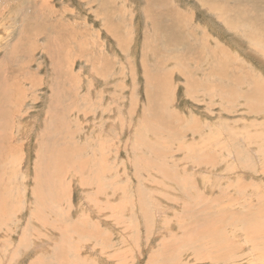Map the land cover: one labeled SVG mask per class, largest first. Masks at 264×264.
<instances>
[{
	"label": "rangeland",
	"instance_id": "rangeland-1",
	"mask_svg": "<svg viewBox=\"0 0 264 264\" xmlns=\"http://www.w3.org/2000/svg\"><path fill=\"white\" fill-rule=\"evenodd\" d=\"M158 1L0 0V264H264L260 24Z\"/></svg>",
	"mask_w": 264,
	"mask_h": 264
},
{
	"label": "bare ground",
	"instance_id": "bare-ground-1",
	"mask_svg": "<svg viewBox=\"0 0 264 264\" xmlns=\"http://www.w3.org/2000/svg\"><path fill=\"white\" fill-rule=\"evenodd\" d=\"M160 1V0H159ZM158 1V2H159ZM214 0H203V2H205V3H208V4H210L211 5V2H213ZM235 1V3H237L238 5H240V10L241 11H238V8H237V10L235 11L236 12V15H235V17H236V19L237 20H234V19H231V17H230V19L231 20H229V22L230 23H237V21L239 20V21H246V22H249V21H251V23H254V22H256V23H259L260 24V28L258 29V30H256L255 29V27L253 28H251V30L250 31H247V32H250L251 33V35H253V36H256V35H262V36H264V12L260 9V7L259 6H262V5H264V0H234ZM157 2V1H156ZM161 2V1H160ZM216 2V1H215ZM222 2H224L225 3V1H223L222 0ZM228 2V1H227ZM227 2H226V4H227ZM152 3V2H151ZM217 3V2H216ZM228 5V4H227ZM209 6V5H208ZM233 6V5H232ZM174 7V6H173ZM210 7V6H209ZM213 7H215V6H211L210 8L211 9H213V10H216V12L217 11H220L221 12V15H220V17L221 18H223V16H225L226 17V15H224L225 13L223 12V10L222 9H220V8H213ZM235 7V6H234ZM172 8V7H171ZM223 8V7H222ZM230 8V7H229ZM173 9V12L175 11V9L174 8H172ZM226 9V8H225ZM234 10V9H233ZM233 10L232 11H229V12H226V13H230V12H233ZM245 10L247 11V12H245ZM261 11V12H260ZM179 12H180V10H179ZM233 15H234V12L232 13ZM160 16V15H159ZM170 16V15H169ZM156 18H158V17H156ZM176 18V17H175ZM227 18H228V16H227ZM226 18V19H227ZM153 19H154V17H153ZM181 19V18H180ZM184 19V18H183ZM228 20V19H227ZM154 21V20H153ZM156 21V20H155ZM154 21V24H153V26L154 25H157L156 24V22ZM175 23H176V21H175ZM242 23V22H241ZM241 23L239 24V26L241 25ZM245 23V22H244ZM247 24H249L250 25V23H247ZM230 25V24H229ZM249 25H248V28H249ZM167 26H168V24H167ZM231 26V25H230ZM232 26H234V25H232ZM157 27V26H156ZM250 27H251V25H250ZM158 28V27H157ZM157 28H155V29H157ZM156 31V30H155ZM180 31V30H179ZM154 32V31H153ZM245 32V31H244ZM177 33H179V32H177ZM173 34V33H172ZM248 36V35H247ZM250 36V35H249ZM51 40H52V38H51ZM175 42H177V44H174ZM263 43V42H262ZM175 45H188V44H186L183 40H176V39H174V40H172V42L170 43V47L172 48L173 46H175ZM189 46V45H188ZM190 48V47H189ZM173 50V49H172ZM59 65V64H58ZM219 65V64H218ZM116 92V91H115ZM224 94V93H223ZM3 95V94H2ZM243 96V95H242ZM62 97V96H61ZM199 97V96H198ZM244 97V96H243ZM58 100V99H57ZM224 100V99H223ZM4 121V120H3ZM249 144V143H248ZM48 147V146H47ZM248 147V146H247ZM9 149H10V147H9ZM239 151V150H238ZM206 159V158H205ZM45 167V166H44ZM252 170V169H251ZM98 210H100V208L98 209ZM96 212H98V211H96ZM94 213V212H93ZM98 214V213H97ZM211 233H213V232H211ZM238 234V233H237ZM263 235V234H262ZM261 235V236H262ZM39 236V235H38ZM38 236H36V238H38ZM260 236V237H261ZM34 238V237H33ZM32 238V239H33ZM39 238H40V236H39ZM42 239V238H41ZM250 239H252V237L250 238ZM15 241V240H14ZM23 241V240H22ZM63 241V240H62ZM214 242V241H213ZM229 242V241H228ZM250 243V242H249ZM40 244V243H39ZM251 244H253V243H251ZM20 246V245H19ZM36 247V246H35ZM40 247V246H39ZM254 249V248H253ZM252 249V250H253ZM36 250V249H35ZM47 252V251H46ZM70 252V251H69ZM103 252V251H102ZM255 254V253H254ZM254 258V257H253ZM56 261V260H55ZM252 261V260H251ZM251 261H250V263H251ZM258 261V260H257ZM253 262H255V260L253 261ZM48 263V262H47ZM250 263H248V264H250ZM253 264V263H252Z\"/></svg>",
	"mask_w": 264,
	"mask_h": 264
}]
</instances>
